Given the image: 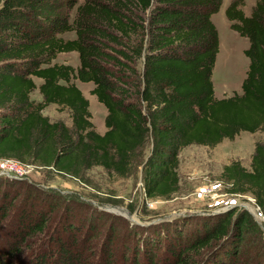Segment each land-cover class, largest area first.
<instances>
[{
	"label": "trees",
	"instance_id": "obj_1",
	"mask_svg": "<svg viewBox=\"0 0 264 264\" xmlns=\"http://www.w3.org/2000/svg\"><path fill=\"white\" fill-rule=\"evenodd\" d=\"M223 1L0 0V159L83 181L95 166L127 174L151 140L145 190L167 198L180 186L183 148L264 133V0L250 16L244 0L226 9L231 27L250 41L249 67L243 92L218 98L212 74L220 37L212 16ZM73 51L78 67L55 61ZM76 80L94 83L92 93L107 109L103 133ZM36 89L40 100L31 97ZM50 104L69 110L72 126L45 114ZM222 178L229 193L252 194L264 213V139L251 168L233 160ZM15 181L0 174V264L119 263L105 254L89 258L74 222L62 223L47 241L50 209H25ZM214 216H202L189 233L147 232L127 245L120 264H264V229L248 211Z\"/></svg>",
	"mask_w": 264,
	"mask_h": 264
},
{
	"label": "rangeland",
	"instance_id": "obj_2",
	"mask_svg": "<svg viewBox=\"0 0 264 264\" xmlns=\"http://www.w3.org/2000/svg\"><path fill=\"white\" fill-rule=\"evenodd\" d=\"M82 1L79 0V3ZM231 1L224 0L221 9L214 15L221 39L212 74L218 98L241 94L249 67L245 50L250 41L228 25L231 20L226 15V9ZM257 1L244 0V12L251 15ZM73 35L64 34L65 37ZM55 61L79 66L78 53L75 51L60 53ZM41 81L36 78L38 85ZM77 81L90 100L95 127L103 133L106 130L107 109L91 89H86L93 88V82ZM31 97L34 100L42 99L38 89ZM45 114L52 120H63L72 126L70 111L61 110L56 104L46 107ZM263 139L262 131H242L234 139H224L216 146L189 145L183 148L178 168L180 186L177 192L167 198L151 197L145 190L144 164L150 153L151 140L134 157L131 169L125 175L95 166L87 171L82 181L64 176L54 169L27 164L24 174L12 175L16 181L11 185L16 187V191L22 190L21 202H24L25 209L42 214L49 213L50 209L51 225L49 232L44 234L47 241L51 235L62 232V223L74 222L77 228L73 233L82 240L80 248L91 251L89 258L96 260L100 254H105V259L110 258L112 260L109 261H119L120 264L126 255L127 245L134 247L139 237L147 232V235L162 234V231L174 234L178 230L189 233L190 228L201 223L202 216L217 217L230 210H246L264 229V213L255 197L250 193H229L222 178L224 166L233 160H240L245 167L251 168L255 145ZM57 202L59 207L56 208ZM115 208H121V212H115ZM105 213L118 216L112 219ZM154 219H158L157 222L144 224ZM13 229L14 226L9 225V231Z\"/></svg>",
	"mask_w": 264,
	"mask_h": 264
},
{
	"label": "built area",
	"instance_id": "obj_3",
	"mask_svg": "<svg viewBox=\"0 0 264 264\" xmlns=\"http://www.w3.org/2000/svg\"><path fill=\"white\" fill-rule=\"evenodd\" d=\"M26 165L15 159H0V173L18 176L25 173Z\"/></svg>",
	"mask_w": 264,
	"mask_h": 264
},
{
	"label": "crops",
	"instance_id": "obj_4",
	"mask_svg": "<svg viewBox=\"0 0 264 264\" xmlns=\"http://www.w3.org/2000/svg\"><path fill=\"white\" fill-rule=\"evenodd\" d=\"M245 14L248 15L246 12H245ZM214 15H215V14H213L212 19H213V21L215 22V20H214ZM248 16H250V15H248ZM228 20H229V19H228ZM215 24H216V23H215ZM228 25H230V27H231V21H229ZM216 26H217V24H216ZM217 28H218V27H217ZM218 31H219V29H218ZM72 37H73V36H72ZM219 37H220V35H219ZM220 45H221V39H220ZM219 50H220V49H219ZM77 84H78V81H77ZM78 86H79V85H78ZM79 87H80V86H79ZM93 88H94V87H93ZM93 88L89 87V88H86V89H87V90H89V89L92 90ZM91 90H90V91H91ZM82 91L84 92L83 89H82Z\"/></svg>",
	"mask_w": 264,
	"mask_h": 264
},
{
	"label": "water",
	"instance_id": "obj_5",
	"mask_svg": "<svg viewBox=\"0 0 264 264\" xmlns=\"http://www.w3.org/2000/svg\"><path fill=\"white\" fill-rule=\"evenodd\" d=\"M114 210H116L115 212H121V208H115ZM129 214V212H127ZM158 219H154L153 221H145L144 224H150V223H153V222H157ZM140 222V220L138 221Z\"/></svg>",
	"mask_w": 264,
	"mask_h": 264
}]
</instances>
